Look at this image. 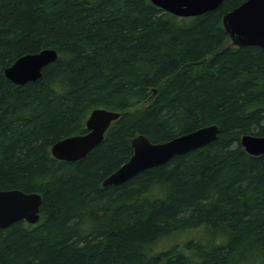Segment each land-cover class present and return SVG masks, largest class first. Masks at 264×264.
<instances>
[{
  "label": "trees",
  "instance_id": "1",
  "mask_svg": "<svg viewBox=\"0 0 264 264\" xmlns=\"http://www.w3.org/2000/svg\"><path fill=\"white\" fill-rule=\"evenodd\" d=\"M225 0L177 17L151 0H0V190L42 196L40 221L0 228V264H264V49L234 46ZM54 49L42 78L4 70ZM120 113L77 162L52 146ZM217 124V140L126 183L104 180L132 140L164 143Z\"/></svg>",
  "mask_w": 264,
  "mask_h": 264
},
{
  "label": "water",
  "instance_id": "2",
  "mask_svg": "<svg viewBox=\"0 0 264 264\" xmlns=\"http://www.w3.org/2000/svg\"><path fill=\"white\" fill-rule=\"evenodd\" d=\"M225 0H151L164 11L177 17H195L214 11ZM223 26L237 47L258 46L264 49V0H246L240 6L226 13ZM58 53L44 49L38 53L26 54L4 70L5 76L15 85L37 82L43 69L56 62ZM120 113L106 109H95L87 120V133L58 141L52 146V155L61 161L77 162L85 158L104 139L111 124ZM217 124L200 128L164 143H153L146 136L139 135L132 140L133 155L119 169L107 177L104 187L126 183L140 173L169 162L177 155L186 154L207 146L217 140ZM241 144L252 156L264 154V137L244 135ZM42 196L22 190H0V228L26 221L36 225L40 221Z\"/></svg>",
  "mask_w": 264,
  "mask_h": 264
},
{
  "label": "bare ground",
  "instance_id": "3",
  "mask_svg": "<svg viewBox=\"0 0 264 264\" xmlns=\"http://www.w3.org/2000/svg\"><path fill=\"white\" fill-rule=\"evenodd\" d=\"M194 132V131H193ZM185 135V134H184ZM179 137V136H178Z\"/></svg>",
  "mask_w": 264,
  "mask_h": 264
}]
</instances>
